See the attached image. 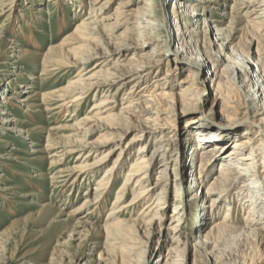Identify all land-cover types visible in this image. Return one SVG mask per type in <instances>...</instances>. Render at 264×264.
I'll use <instances>...</instances> for the list:
<instances>
[{"label":"rangeland","instance_id":"obj_1","mask_svg":"<svg viewBox=\"0 0 264 264\" xmlns=\"http://www.w3.org/2000/svg\"><path fill=\"white\" fill-rule=\"evenodd\" d=\"M100 1L0 0V125L5 124L7 127L0 128V264H192L193 243L198 236L210 233L209 224L220 220L225 214L226 204L219 212L211 210L208 201L210 197L206 193L217 165L208 168L210 161L207 158L201 164V175L198 174L200 161L196 154L198 147L194 124L199 121L217 124L226 122L233 114L222 102L214 101V80L210 82V78L206 79L200 70L185 60L188 58L194 62L218 49L207 43L206 25L211 23L209 19L214 16L221 19L219 25H230L228 18L237 15L229 9L233 0L206 1L217 3L216 11L211 10V14L209 12L204 16L205 11L201 9L200 15L187 17L188 21L182 30H157L154 35L147 37L150 41L147 45L132 36L117 37L119 39L109 37L110 32L105 24L109 20L98 18L103 15L112 19L120 18V13L124 14V6L119 5L124 0H105L97 7ZM137 1L142 3V0ZM164 1H169L167 10L172 13L175 0ZM193 2L196 4V1ZM195 6L192 5L198 11ZM90 7L96 8L92 22L100 30L99 35L94 34L95 40L85 43L71 40L65 42V38L75 31L76 26L90 16ZM61 17L66 22L62 29L58 25ZM244 23L243 20H236L231 25L241 28ZM239 35L237 33L235 37L239 38ZM243 42L237 41L240 49L242 47L241 52L253 53L255 43L248 46V49ZM71 48L75 50L71 52ZM51 50L57 51L53 52L55 55L48 53ZM62 50L65 54L61 53ZM113 52L119 54L101 64L104 57ZM256 54H251L250 58H259V62H262L260 65L264 67V47ZM75 60L86 65L83 64L80 70L71 65ZM147 62L156 65L158 69H150L148 79L139 82L136 88L130 86L118 96H110L114 91L110 87L103 88L102 92L90 91L87 98L73 109L61 112L56 109L52 95H47L66 87L79 74L81 79L88 81V78L94 76L101 78L107 70L123 72ZM158 78H163L159 83L164 85L150 92L153 80ZM221 80L224 95L232 97L236 85L229 73H223ZM146 85V93L149 95L161 91L165 93L166 97L159 100L157 106L148 104L162 112L157 115L139 114V119L118 127V135H121L125 144L134 135L140 136H136L139 137L136 139L137 144L131 148L121 168L110 173L109 182H104V187L94 190L103 170L94 171L76 182L72 177L61 182L62 179L55 174L62 168L78 164L73 155L65 164L56 163L57 159L51 157L55 151L59 152L57 155L61 154L62 137L74 131L71 128L70 132V129H64L63 126L77 123L80 127H104L105 121L84 122V118L93 111L94 115L98 114L97 118H107L110 112L119 113L121 104L130 98L127 96L143 99L137 90ZM24 90L34 91L28 100L25 99L28 103L17 101L22 99ZM130 90L133 93L130 94ZM4 95L10 98L2 99ZM106 97L115 101L110 111L104 107L97 111L92 109L96 102ZM140 100L138 103H142ZM1 118L7 119V122L3 124ZM157 124L164 126V135L169 140L165 146L168 157L165 173L173 183L165 188L162 195L151 194L133 202L138 184L130 183L126 186L125 175L134 154L142 150L141 155L149 162L146 184L154 183L159 165L156 161L152 163L156 146L153 138L156 135L150 131ZM126 127L131 128L133 133H127ZM243 132L255 135L252 127L239 134ZM93 134L85 142L96 143L107 137L100 131ZM50 147L57 149L52 152ZM112 147L111 143L104 145L99 152L89 156L86 163L95 161ZM188 164H193L191 171L197 173L198 177L193 188L189 187L192 173L188 177ZM195 190L199 192L196 200L191 197L195 200L193 202L190 194ZM176 195L179 196L178 205H175ZM85 197L97 205L96 208L90 206L87 219L78 220L75 209ZM232 204L230 219L232 225L237 226L242 223L245 212L236 207V202ZM154 215L165 225L172 216L177 215L174 224L177 230H154L155 226L152 230L147 228L135 231L129 227L132 233L119 236L118 239L104 230L109 224L124 220L145 221ZM216 237L213 238L217 240L214 248L210 246L212 253L209 264H251L259 254H255L258 249L254 248L251 238L229 232L216 234Z\"/></svg>","mask_w":264,"mask_h":264},{"label":"bare ground","instance_id":"obj_2","mask_svg":"<svg viewBox=\"0 0 264 264\" xmlns=\"http://www.w3.org/2000/svg\"><path fill=\"white\" fill-rule=\"evenodd\" d=\"M93 1L97 2V0ZM104 1L105 0L100 1L96 6L98 7V5ZM193 1H196V4ZM206 1L208 0H175L173 2L175 5L174 10L172 13H169L167 10L169 1L165 2L164 0H159L155 2V0H142L140 5L137 0H124L119 5L124 6V14L121 15L120 13V18L116 17L112 19L110 16L106 17L103 15V18L100 17L98 20H109L105 22L107 31L110 32L109 37L127 38L128 36H132L141 44L145 45L149 41L147 37L154 35L157 30L161 32H164L167 28H180L182 30V28H184L183 26L188 21L187 17L200 15L201 9L205 11L204 16H207L209 12L211 14V10L216 11L215 9H217L216 7H218V4L207 3ZM157 3H159V5ZM193 4L194 6L196 5L195 7L198 8V11H195L192 7ZM229 9H232L235 14L241 17L237 18V15H235L231 18V16H228L230 25L227 26L219 25L222 23L221 19H217V17L214 16L209 19L211 23L206 25L207 43L218 49L210 52V55L201 57L194 62H191L192 60L188 58L185 60L186 63L200 70V72L205 75L206 79L210 78V82L214 80L212 82V89L215 94L214 101L217 102L218 100L222 102L225 108L231 109L233 114V117L226 122L217 124L199 121L194 124L196 125L195 140L198 147L196 154H198L200 161L198 174L201 175V164H203L204 160L207 158L210 161L208 168L217 165V171L212 178V182L206 187V193H208L210 197L208 199L211 203L210 208L211 210L213 209L214 212H219L221 207L226 204V211L220 220H214L209 224L208 229H210V233L207 235L205 234L206 236H198L197 240L193 243L192 253L194 254V259L192 264H209L212 248H214L217 241L213 238H217L216 234L222 235L226 232L236 233L240 236L251 238L255 244L254 248L258 249V252H255V254L259 253L254 261H251V264H264V67L260 65L262 62H259V58H250L251 54H256L257 51L262 49V46L264 47V0H233L232 6L229 7ZM95 10L96 8H89L90 16L76 26L77 28L75 31L65 38V42L71 40L85 43L86 41L95 40V36L93 37V35H99L100 32V30H97L93 26L94 24L92 22L94 13L96 12ZM218 15L219 17L222 16L221 13ZM97 16L98 15L95 17ZM137 16L140 17L137 19ZM236 20H243L245 25L241 28H237V25H231L234 24ZM65 23L63 17L59 18L58 25L60 29H62V26L64 27ZM237 33H240L239 38L235 37ZM241 40L242 42L245 41L247 47L255 43L254 52H247L246 50L247 53L243 54L245 52H241L242 47L240 49L237 43V41L241 43ZM73 50H75V48L70 49L71 52H73ZM53 52L55 53L57 51ZM53 52L52 50L48 51L49 54H54ZM61 53L65 54L63 50ZM117 54L119 53L113 52L112 54H107L104 60L101 61V64H105L112 59L113 55ZM46 58H48V56ZM83 64L84 63H81V61L79 63L78 60L77 62L75 60V63H71L72 66L78 69H80ZM154 68L155 70L158 69L156 65L147 62L137 64L123 72L120 70H107L106 74L103 76L101 75V78L94 76L88 78V81L81 79L79 74L76 75L75 80L69 82L66 87L47 95H52V97H50L53 98L57 110H61V112L67 111L73 109L74 106L82 100H85L90 91L102 92L103 88L110 87L114 88V93L112 92L110 96H118L125 92L130 86H132L131 88H136L139 82L149 78L151 73L150 69L153 70ZM223 73H229L230 79H232L236 85L232 97H226L222 91L221 79ZM160 80H163V78L153 80V88L150 92L164 85L159 83ZM147 88L146 85L141 87V90H137L140 97L143 98L141 100L136 98L131 99V96H127L130 98H127L128 100L121 104L120 112L117 114L110 112L107 118H97L98 114L94 115L95 112L93 111L90 116L84 118V122L105 121L106 126L104 127H93L92 125L89 127H80L77 123L70 126H63L64 129H70V132L71 128L72 130L74 129V131L68 136L62 137L63 150H61V154L57 155V153H59L55 151L57 148L50 147L52 152L55 151V154L51 157H54L55 160L57 159L56 163L64 162L65 164L69 157L73 155L76 157V163L78 162V164L72 165L69 168H62L58 173L56 172L57 174L55 175L62 179L61 182L67 181L70 177L76 182L80 178L87 177L94 171L98 172L102 170L103 172L100 173L101 175L98 179L97 187H95L94 190L104 187V182H109L111 178L110 173L121 168L131 148L137 144L136 139L139 137L136 136H140L139 134L134 135L133 138L125 144L122 142L121 135H118V127L129 124L135 119H139L141 117L139 114L147 113L157 115L162 112L158 108L149 107L148 104L157 106V102L166 97L165 93L161 91L158 94L149 95L146 93L148 92ZM129 93L131 94L133 92L130 90ZM32 94H34V91L24 90L21 96L22 99L17 101L28 103L29 101L27 102V98ZM9 98L8 95L2 96V99ZM139 100L142 101V103H138ZM114 103L115 101L110 98H102L94 104L92 109H96L95 111H97L104 107L103 109H108V111H110L109 109L113 107ZM1 122L3 124L6 123L7 119L1 118ZM141 122L143 121L141 120ZM152 127H154L152 128L153 132L150 130L146 131H150V133L156 135V137L153 138L155 139L156 146H154V159H152V163L156 161L159 165L156 179L152 185L146 184L147 165L149 162L141 155L143 153L142 150L135 153L134 158L130 160V165L124 181L126 186H129L130 183L138 184V191H136L133 202L143 197H149L151 194L156 196V194L159 195V193H161L162 195L165 188L172 182L165 173L168 169V157L167 154H165V146L169 140L166 138L167 136L164 135L166 133L164 126L157 124ZM250 127L255 130V135L252 136L249 132L239 134V132ZM0 128L6 129L7 127L4 124L2 126L0 125ZM99 128H101V130ZM126 130H128L127 133H133V130L131 128L129 129V127H126L125 131ZM99 131L107 136L104 140L96 143L85 142L87 138L94 135L93 133H98ZM138 131L141 132L139 129ZM22 133L24 136L25 133L23 131ZM156 138H159V140ZM110 143L113 147L109 151L95 159V161L86 163L89 156L96 154L104 145ZM109 163L111 165L106 167ZM191 165L193 164H188V177L190 176L189 174L192 173L189 179V187L193 188L197 184L198 177H196L197 173L195 174L194 171H191L193 168ZM55 175L54 178H56ZM200 177L202 178L203 176ZM174 185H176V181H174ZM123 187L124 184L121 187V191ZM198 192L199 190L192 192L190 198L194 197L196 200ZM175 199V205H178L177 201L179 200V196L176 195ZM192 199L193 198H191V200ZM153 200H155V197ZM195 200L192 201L194 202ZM233 202H236V207H240L241 210L245 212L242 223L237 226H233L230 219V213L233 211ZM96 205L97 203L93 204V201H91L89 197H85L82 204L75 209V213L79 216L78 220L87 219L90 206L96 208ZM205 208H207V206ZM204 211L206 210H203V212ZM176 222L177 215L172 216V218L167 221V225L154 215V217L145 221L124 220L109 224L104 230L112 234L111 236H115V239H118L119 236H124L132 231L129 227L134 228L135 231L147 228L152 230L155 226L154 230L175 231L177 230L174 226ZM131 233L132 232H130V234ZM210 246H212V248H210ZM197 254L200 256L198 257Z\"/></svg>","mask_w":264,"mask_h":264}]
</instances>
